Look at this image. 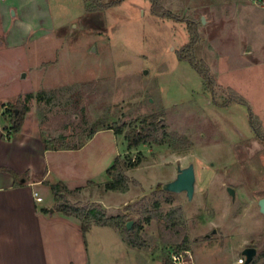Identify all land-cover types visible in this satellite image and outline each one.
<instances>
[{
  "label": "rangeland",
  "instance_id": "rangeland-1",
  "mask_svg": "<svg viewBox=\"0 0 264 264\" xmlns=\"http://www.w3.org/2000/svg\"><path fill=\"white\" fill-rule=\"evenodd\" d=\"M153 1L179 21L155 16ZM191 24L199 33L195 56L216 78L215 95L179 61L178 52L193 39ZM233 91L247 100L264 134V7L252 0H0V111L21 102L29 109L23 125L40 137L65 136L79 146L96 132L95 141L107 144L101 156L116 153L137 164L126 171L127 192L106 190L103 172L94 179L98 187L87 191L104 202L83 205L110 206L108 216L142 228L147 248L131 254L108 245L102 255L112 264H237L247 247L257 249L254 264H264L258 205L264 143L247 106H222ZM39 92H47L43 100ZM4 116L12 126L10 114ZM150 116L187 138V149H129L126 133ZM191 164L192 201L159 189ZM49 192L42 191L45 203L55 201ZM90 236L105 237L98 229ZM185 238L190 251L177 260L176 245Z\"/></svg>",
  "mask_w": 264,
  "mask_h": 264
},
{
  "label": "crops",
  "instance_id": "crops-1",
  "mask_svg": "<svg viewBox=\"0 0 264 264\" xmlns=\"http://www.w3.org/2000/svg\"><path fill=\"white\" fill-rule=\"evenodd\" d=\"M4 113L0 111V264H112V259L102 255L108 245L125 247L131 254L139 251L127 245L112 227L93 223L85 237L80 219L57 212L55 201L45 203L41 195L51 191L45 182H62L73 204L104 202L93 201L87 190L98 187L94 179L121 155L101 156L107 144L95 141L99 133L77 150H46L42 137L26 125L11 135V126L3 122ZM108 181L106 178L104 183ZM95 229L105 237L92 238ZM108 233H112L110 239ZM120 262H124L122 258Z\"/></svg>",
  "mask_w": 264,
  "mask_h": 264
},
{
  "label": "trees",
  "instance_id": "trees-1",
  "mask_svg": "<svg viewBox=\"0 0 264 264\" xmlns=\"http://www.w3.org/2000/svg\"><path fill=\"white\" fill-rule=\"evenodd\" d=\"M89 1L92 0H85V2ZM119 3L120 1H115L109 4L107 7L116 6ZM153 14L157 17L179 21V18H177L170 11L164 10L158 5L156 1H153ZM189 31L193 39L189 44H187L178 52L179 61L189 63L191 67H193V69L203 79L207 91L215 95V89L217 86L216 78L212 75L207 65L203 61H198L195 56L196 46L199 42V33L197 30V26L195 24H191ZM233 93V96L228 101L223 103L222 106L227 107L232 103L247 106L250 113V122L252 129L259 141L264 143V134L262 133L260 126H256L257 123H255V116L252 113L247 100L236 94L234 91ZM46 95L47 92H39L36 95V98L43 100ZM47 97L50 99L51 94H49ZM28 98H33V95L29 94ZM16 108L19 110V114L16 113ZM16 108L7 110L4 113L10 114V116L12 117V126L10 128L11 135L17 134L21 131L24 124V115L29 111L28 107L21 104V102L16 105ZM106 130H113L116 135H122L124 133L123 127H108L106 128ZM95 134L96 132H92L89 139H92ZM125 137L129 149L138 148L142 145L161 146L167 144L175 152H180L181 150L187 149L186 147H188L189 144L187 138L180 137L178 134L168 132L165 122H163L161 118H157L154 116H150L144 119L138 128H134L130 132H127ZM42 139L45 149L51 151L77 150L84 147L87 143V140H85L81 142L79 146H73L71 144V140L65 136H59L57 138L51 139ZM136 165V163L127 161L125 159L122 160L120 157H117L113 165L106 172L109 178V181L105 185L106 190L127 192L129 190L130 179L126 175V171L128 169L136 167ZM45 184L50 187L54 195V209L57 212L64 214L65 216H73L80 219L82 221V230L85 237L92 224L95 223L99 226L112 227L119 230L123 240L130 247L136 249L147 248L145 240L140 235V231L142 229L141 227L135 226L133 229L129 230L126 226V220L124 217L108 216L103 207L99 206L93 209H86L82 204L71 203L67 198V195L70 193V191L68 187L62 182H45ZM90 184L92 185V182H90ZM159 189H162V185H159ZM75 191H78V189ZM148 221H150V219ZM187 241V238H185L183 243L176 245L177 254H185V252L190 251V244ZM166 264L172 263L166 262Z\"/></svg>",
  "mask_w": 264,
  "mask_h": 264
},
{
  "label": "water",
  "instance_id": "water-1",
  "mask_svg": "<svg viewBox=\"0 0 264 264\" xmlns=\"http://www.w3.org/2000/svg\"><path fill=\"white\" fill-rule=\"evenodd\" d=\"M202 22L205 23V18H202ZM26 77V75H24ZM17 113V112H16ZM196 189V172L193 164L186 168H179L178 174L175 180L162 185V190L169 193L181 194L185 193L187 198L192 201L195 195ZM228 192L232 198H235V190L228 188ZM259 207L262 214H264V199L259 201ZM133 222L130 221L126 224L127 228L131 230ZM216 231H214V234ZM255 249H246L242 252V255L246 257V263L250 264L256 256Z\"/></svg>",
  "mask_w": 264,
  "mask_h": 264
},
{
  "label": "built area",
  "instance_id": "built-area-1",
  "mask_svg": "<svg viewBox=\"0 0 264 264\" xmlns=\"http://www.w3.org/2000/svg\"><path fill=\"white\" fill-rule=\"evenodd\" d=\"M253 2H255L256 4H259V5H261V6H263L264 7V0H252ZM38 194H36V196H37ZM37 200L38 201H41L42 199L40 198V197H38L37 196ZM186 254H187V252H185ZM177 258V260H179V259H181L182 257H183V254H179L178 256H176ZM244 260H245V258L243 257V258H241L238 262H237V264H244Z\"/></svg>",
  "mask_w": 264,
  "mask_h": 264
},
{
  "label": "flooded vegetation",
  "instance_id": "flooded-vegetation-1",
  "mask_svg": "<svg viewBox=\"0 0 264 264\" xmlns=\"http://www.w3.org/2000/svg\"><path fill=\"white\" fill-rule=\"evenodd\" d=\"M262 199H264V198H262ZM261 200V199H260ZM259 200V201H260ZM258 205H259V202H258ZM259 211H260V207H259ZM260 213H261V211H260ZM262 214V213H261ZM263 215V217H264V214H262ZM246 249H255L256 250V252H257V249L256 248H253V247H247V248H245L244 250H246ZM243 250V251H244ZM256 255H257V253H256ZM256 257V256H255ZM255 257H254V259H253V261L250 263V264H254V261H255ZM245 258V260H244V264L246 263V257H244Z\"/></svg>",
  "mask_w": 264,
  "mask_h": 264
}]
</instances>
